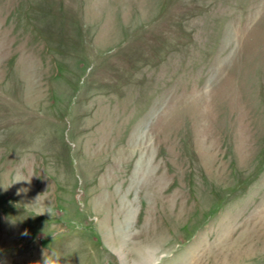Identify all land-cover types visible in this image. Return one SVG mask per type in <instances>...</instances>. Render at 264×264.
I'll use <instances>...</instances> for the list:
<instances>
[{
	"label": "rangeland",
	"instance_id": "1",
	"mask_svg": "<svg viewBox=\"0 0 264 264\" xmlns=\"http://www.w3.org/2000/svg\"><path fill=\"white\" fill-rule=\"evenodd\" d=\"M143 247L264 264V0H0V264Z\"/></svg>",
	"mask_w": 264,
	"mask_h": 264
},
{
	"label": "bare ground",
	"instance_id": "2",
	"mask_svg": "<svg viewBox=\"0 0 264 264\" xmlns=\"http://www.w3.org/2000/svg\"><path fill=\"white\" fill-rule=\"evenodd\" d=\"M141 165H142V168L144 169V172L143 173H145V170L146 169L148 170V167L146 168L145 164L142 163V159H140V161H139V166L141 167ZM126 209L124 207V209L122 210V212H124L127 215H129L130 214V212H129L130 211L129 205H127ZM137 252H138L137 254L139 256H141V259H142L141 260L140 257H139V259L141 260V263L140 264H155V263H157V260L153 256V253H151L150 251H148L145 247H143V248H137Z\"/></svg>",
	"mask_w": 264,
	"mask_h": 264
},
{
	"label": "clouds",
	"instance_id": "3",
	"mask_svg": "<svg viewBox=\"0 0 264 264\" xmlns=\"http://www.w3.org/2000/svg\"><path fill=\"white\" fill-rule=\"evenodd\" d=\"M21 181H25V180H23V179H16L14 183H19ZM25 191H27V190L26 189H20L17 192V195H19L21 192H25ZM46 212L50 216H52V214H53L51 209H46L45 211L38 212L36 215H42V214H45ZM26 234L27 233L25 232V235ZM59 259H60V257H55L54 254L52 253L50 256L48 255V258L47 259L44 256L43 264H59Z\"/></svg>",
	"mask_w": 264,
	"mask_h": 264
}]
</instances>
